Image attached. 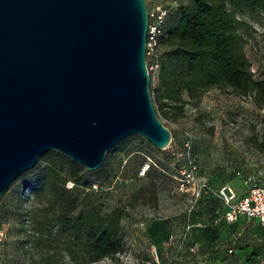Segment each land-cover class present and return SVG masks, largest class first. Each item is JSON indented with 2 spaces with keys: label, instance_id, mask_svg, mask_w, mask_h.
Here are the masks:
<instances>
[{
  "label": "rangeland",
  "instance_id": "obj_1",
  "mask_svg": "<svg viewBox=\"0 0 264 264\" xmlns=\"http://www.w3.org/2000/svg\"><path fill=\"white\" fill-rule=\"evenodd\" d=\"M175 1L186 2L146 0L147 6L167 7ZM177 17L174 8L169 21ZM248 21L252 31L245 55L254 79L264 82V18ZM146 60L150 67L153 58ZM150 77L153 98L158 72L150 71ZM185 103L183 111H172V116H165L169 111L155 105L172 133L170 152L135 134L107 153L100 175L88 171L87 186L101 190L92 199L99 211L106 214L118 208L122 212L125 249L116 261L99 264H174L182 245L194 254L189 264H202L205 257L211 258L206 264H264V231L255 221L238 218L232 226L214 223L224 210L221 189L239 199L246 190L245 178L264 185V101L213 89L199 103ZM38 173L29 171L0 199V264L34 262L18 250L22 237L17 205L22 187ZM23 194L27 208L29 193Z\"/></svg>",
  "mask_w": 264,
  "mask_h": 264
},
{
  "label": "water",
  "instance_id": "obj_2",
  "mask_svg": "<svg viewBox=\"0 0 264 264\" xmlns=\"http://www.w3.org/2000/svg\"><path fill=\"white\" fill-rule=\"evenodd\" d=\"M146 0H0V199L44 152L89 172L131 135L170 152Z\"/></svg>",
  "mask_w": 264,
  "mask_h": 264
},
{
  "label": "trees",
  "instance_id": "obj_3",
  "mask_svg": "<svg viewBox=\"0 0 264 264\" xmlns=\"http://www.w3.org/2000/svg\"><path fill=\"white\" fill-rule=\"evenodd\" d=\"M174 8L178 17L170 22ZM169 14L159 37L154 106L172 116L183 111L187 100L197 104L213 89L242 97L255 95L264 101V82L254 79L244 51L252 31L248 19L264 18V0H186L170 8ZM34 169L39 173L22 187L17 205L19 253L33 257V264H63L65 259L68 264L116 261L125 249L122 212L118 208L106 214L99 211L92 199L101 190L87 186L88 170L54 151L41 154ZM25 191L30 201L27 208ZM220 202L224 210L214 223L232 226L236 221L228 224L222 219L226 206L221 198ZM193 259L190 248L182 245L173 263L189 264ZM210 260L205 257L200 263Z\"/></svg>",
  "mask_w": 264,
  "mask_h": 264
},
{
  "label": "built area",
  "instance_id": "obj_4",
  "mask_svg": "<svg viewBox=\"0 0 264 264\" xmlns=\"http://www.w3.org/2000/svg\"><path fill=\"white\" fill-rule=\"evenodd\" d=\"M175 1L166 7L154 4L148 7L149 27L147 34L146 56L153 58V64L149 67V72H158L160 69L159 58V37L163 33L165 21L170 15V8L177 6ZM253 72V70H252ZM246 188L241 198L236 199L233 193L227 192L224 188L220 191V198L226 206L222 219L230 224L243 218L247 221H255L264 230V185L254 183L252 177L244 179Z\"/></svg>",
  "mask_w": 264,
  "mask_h": 264
}]
</instances>
